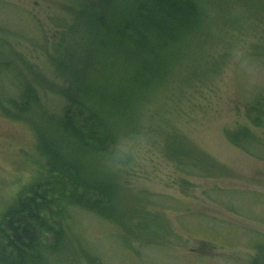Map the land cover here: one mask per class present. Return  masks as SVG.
Segmentation results:
<instances>
[{
	"label": "trees",
	"instance_id": "16d2710c",
	"mask_svg": "<svg viewBox=\"0 0 264 264\" xmlns=\"http://www.w3.org/2000/svg\"><path fill=\"white\" fill-rule=\"evenodd\" d=\"M51 1L68 18L53 20V32L42 34L38 42L50 45L42 50L57 82L31 70L33 65L4 49L0 39V113L28 123L46 167L40 180L19 192L1 214L0 264H58L59 258L101 264L93 250L76 247L84 243L81 236L79 244L74 242L82 213L119 227L120 242L134 233L145 236L135 240L142 247L159 245L160 237L172 238L159 211L146 208L150 201L144 196L124 194L111 180L112 171L135 164L150 119L147 100L159 90H170L178 77L198 76L200 66L193 61L204 58L199 47L210 33L207 16L212 10L221 8L230 21L243 19L236 32L243 31V24L264 30V0ZM257 48L252 43L241 62L260 59ZM261 70L264 75V57ZM242 94L236 101L247 125L226 127L224 135L248 155L264 159V139L249 127L264 130V81ZM163 138L166 157L180 168L226 176L224 166L204 152L194 155L192 144L178 138L176 129L167 130ZM128 200L135 204L129 207ZM236 227L196 225L218 238L235 236L228 243L232 248L253 250L246 264H264V233ZM201 242L213 247L208 240Z\"/></svg>",
	"mask_w": 264,
	"mask_h": 264
},
{
	"label": "rangeland",
	"instance_id": "374dc122",
	"mask_svg": "<svg viewBox=\"0 0 264 264\" xmlns=\"http://www.w3.org/2000/svg\"><path fill=\"white\" fill-rule=\"evenodd\" d=\"M66 18L55 1L0 0L3 48L21 54L28 65H33L31 70L38 69L47 79L57 82L42 50L43 45L47 48L50 45L45 40L38 41L42 34L47 37L53 32V20ZM243 22V19L230 21L221 8L211 11L207 16L210 33L202 38L199 47L204 58L192 60L200 66L198 76L186 80L178 77L168 86L170 90H159L147 100L150 119L135 151V164L112 171L111 180L123 188L124 194L126 190L150 201L146 208L159 211L169 226V236L173 237H160L159 245L142 247L135 240L145 236L134 233L120 242L123 236L119 227L82 213L78 216L80 225L73 230L74 242L76 239L79 244L77 238L81 236L84 243L76 247L93 250L100 256L101 264H246L253 254L245 246L232 248L228 243L235 236L218 238L196 228L198 224L219 230L241 226L264 233V159L248 155L224 135L226 127L247 125L236 96L252 93L254 86L264 81L261 70L264 42H260L264 30L261 27L251 30L243 24V31L236 32ZM252 43L259 47L256 50L260 59L249 64L241 62ZM216 49L221 51L220 56ZM3 115L0 113V218L17 194L40 180L46 169L28 123ZM249 127L264 139V130ZM170 129H176L178 138L192 144L194 155L204 152L224 166L226 176L188 172L166 157L163 135ZM206 155L202 156L208 161ZM217 189H222V193H216ZM134 204L128 200L129 207ZM238 205L243 207L242 211ZM225 238L228 240L217 242ZM201 240L210 241L213 247L204 246ZM55 260L58 264H85Z\"/></svg>",
	"mask_w": 264,
	"mask_h": 264
}]
</instances>
